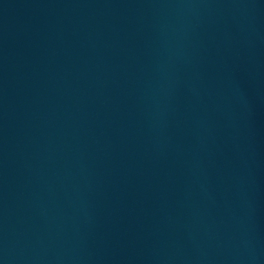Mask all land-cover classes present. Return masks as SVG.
Instances as JSON below:
<instances>
[{
    "label": "water",
    "instance_id": "95a60500",
    "mask_svg": "<svg viewBox=\"0 0 264 264\" xmlns=\"http://www.w3.org/2000/svg\"><path fill=\"white\" fill-rule=\"evenodd\" d=\"M0 264H264V0H0Z\"/></svg>",
    "mask_w": 264,
    "mask_h": 264
}]
</instances>
